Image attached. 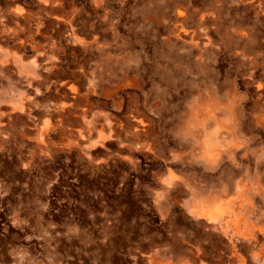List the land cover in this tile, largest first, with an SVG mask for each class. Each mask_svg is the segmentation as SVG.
Listing matches in <instances>:
<instances>
[{"label": "rangeland", "instance_id": "obj_1", "mask_svg": "<svg viewBox=\"0 0 264 264\" xmlns=\"http://www.w3.org/2000/svg\"><path fill=\"white\" fill-rule=\"evenodd\" d=\"M24 1L38 36L41 11H76L79 74L70 96L63 71L42 79L54 109L0 135V264H158L150 209L182 168L214 184L195 202L244 198L264 217V0ZM226 95L231 147L201 162L172 129L189 101Z\"/></svg>", "mask_w": 264, "mask_h": 264}, {"label": "crops", "instance_id": "obj_2", "mask_svg": "<svg viewBox=\"0 0 264 264\" xmlns=\"http://www.w3.org/2000/svg\"><path fill=\"white\" fill-rule=\"evenodd\" d=\"M18 1L15 4V0H0V81L11 85L7 100L0 101L3 137L22 126L18 119L45 117L53 108L57 86L61 96H70V83L79 74L76 11L60 10L58 14L53 10L41 11L38 36L37 22L31 24L29 19L30 9L24 7V0ZM87 43L88 39L86 49ZM62 71L68 83H59L54 88L52 85L47 91L42 79L53 82ZM83 73L87 80V69ZM189 172L190 168H182L175 173L176 179L167 172L170 182L164 190L166 196L163 198L161 194L153 202L150 214L155 218L158 242L150 249V257L158 264H264V217L248 215L249 203L244 198L235 202L229 199L195 202L193 195L197 191L204 193L206 199L211 198L214 184L208 178H190ZM241 172L239 169L237 176ZM172 189L181 192L182 203L168 196ZM222 193L229 197L224 190ZM230 205L234 206V213L229 211ZM174 207L179 209L180 223L168 210ZM215 209L221 211L218 213ZM158 255L165 258L156 260Z\"/></svg>", "mask_w": 264, "mask_h": 264}, {"label": "clouds", "instance_id": "obj_3", "mask_svg": "<svg viewBox=\"0 0 264 264\" xmlns=\"http://www.w3.org/2000/svg\"><path fill=\"white\" fill-rule=\"evenodd\" d=\"M234 107V100L227 95L219 100L215 96L202 99L200 103H196L194 98L181 113L172 133L189 145L196 159L210 162L231 147V143L222 142L218 134L234 128Z\"/></svg>", "mask_w": 264, "mask_h": 264}, {"label": "snow or ice", "instance_id": "obj_4", "mask_svg": "<svg viewBox=\"0 0 264 264\" xmlns=\"http://www.w3.org/2000/svg\"><path fill=\"white\" fill-rule=\"evenodd\" d=\"M262 159H264V158H262Z\"/></svg>", "mask_w": 264, "mask_h": 264}]
</instances>
